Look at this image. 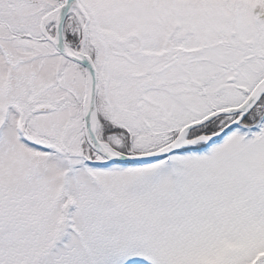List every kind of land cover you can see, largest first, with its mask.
Returning <instances> with one entry per match:
<instances>
[{
    "label": "snow or ice",
    "instance_id": "1",
    "mask_svg": "<svg viewBox=\"0 0 264 264\" xmlns=\"http://www.w3.org/2000/svg\"><path fill=\"white\" fill-rule=\"evenodd\" d=\"M0 264H264V0H0Z\"/></svg>",
    "mask_w": 264,
    "mask_h": 264
}]
</instances>
